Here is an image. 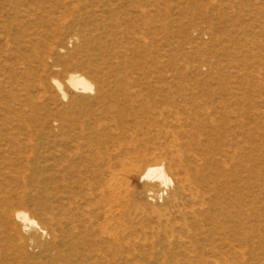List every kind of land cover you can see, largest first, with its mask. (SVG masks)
Masks as SVG:
<instances>
[{"label":"rangeland","instance_id":"obj_1","mask_svg":"<svg viewBox=\"0 0 264 264\" xmlns=\"http://www.w3.org/2000/svg\"><path fill=\"white\" fill-rule=\"evenodd\" d=\"M263 6L264 0H0V264H68L36 246L51 242L47 230L12 218L22 211L46 229L48 215L58 218L56 207L64 208L65 116L72 135L90 126L86 137L112 152L142 138L141 129L194 118L197 103L216 107L227 130L224 147L239 158L242 181L255 186L261 259L253 264H264ZM69 75L108 95L105 105L96 92L72 91ZM98 115L104 118L96 123ZM132 188L141 194V183ZM120 252L112 255L118 263Z\"/></svg>","mask_w":264,"mask_h":264},{"label":"bare ground","instance_id":"obj_2","mask_svg":"<svg viewBox=\"0 0 264 264\" xmlns=\"http://www.w3.org/2000/svg\"><path fill=\"white\" fill-rule=\"evenodd\" d=\"M66 82L74 92H96L104 105L108 99L81 75H69ZM52 85L67 99L58 81ZM205 105L197 103L199 112L192 119L177 116L172 122L141 129L142 138L117 145L112 152H101L98 141L86 137L88 124L78 126L72 135L65 116L64 208L56 207L58 218L48 215L46 229L22 211L12 218L41 234L47 230L51 242L36 241V246L68 264H144L145 257L151 260L148 264L259 261L255 186L242 181L239 158L224 147L221 136L227 130L215 117L218 111ZM101 118L98 115L94 122ZM133 181L142 184L141 194L132 188ZM3 215L9 218L7 212ZM115 251L125 255L122 262L112 259Z\"/></svg>","mask_w":264,"mask_h":264}]
</instances>
